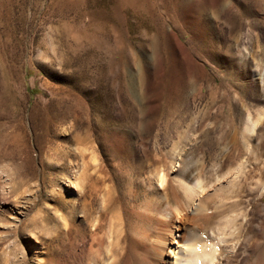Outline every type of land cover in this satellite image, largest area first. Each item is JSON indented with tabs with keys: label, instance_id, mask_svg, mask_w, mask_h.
<instances>
[{
	"label": "rangeland",
	"instance_id": "rangeland-1",
	"mask_svg": "<svg viewBox=\"0 0 264 264\" xmlns=\"http://www.w3.org/2000/svg\"><path fill=\"white\" fill-rule=\"evenodd\" d=\"M164 196L264 264V0H0V264H154Z\"/></svg>",
	"mask_w": 264,
	"mask_h": 264
},
{
	"label": "bare ground",
	"instance_id": "bare-ground-1",
	"mask_svg": "<svg viewBox=\"0 0 264 264\" xmlns=\"http://www.w3.org/2000/svg\"><path fill=\"white\" fill-rule=\"evenodd\" d=\"M245 128H248V132L253 134L255 124L251 123L250 126L246 124ZM179 175L182 176V173ZM162 180V175L155 179L157 188H164ZM196 181H183V183L186 194L191 192L194 195L200 190L196 193L200 197L203 191L199 189V183ZM71 183L73 181H70ZM198 198L195 201V198L191 199L193 206L190 208L183 207L181 202H177L174 207H171L167 202V196H164V200H166L164 204L160 203L159 206L149 204L148 209L152 211L151 219L155 224L153 228L155 246L158 247V251L153 253L154 264H211L212 255L206 253L207 249L202 250L205 248L204 245V248L201 249L202 244L195 242L200 237V232L198 233L195 228H189V224L186 223L188 219L195 218L197 212L203 209V205H199ZM174 230H179L181 233H175Z\"/></svg>",
	"mask_w": 264,
	"mask_h": 264
}]
</instances>
